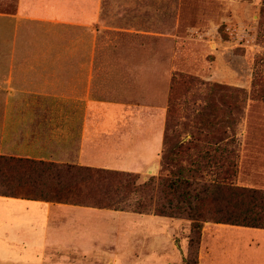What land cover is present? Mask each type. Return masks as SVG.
Segmentation results:
<instances>
[{
	"label": "rangeland",
	"instance_id": "374dc122",
	"mask_svg": "<svg viewBox=\"0 0 264 264\" xmlns=\"http://www.w3.org/2000/svg\"><path fill=\"white\" fill-rule=\"evenodd\" d=\"M43 1L25 3L30 9L40 6L43 15H52L53 8ZM67 1L70 4L64 9L65 19L83 15L93 18L96 14L91 0ZM100 2L103 9L97 15L103 16L110 28L98 22L82 29L84 36H93L97 30L98 66L149 68L159 77L148 76L147 80L159 79L164 88L160 114L163 146L158 169L126 173L137 176L138 183L151 177L162 179L166 170L161 168V155L188 151L180 157L181 165L198 166L205 179H213L214 173L222 172L229 163L237 185L264 189V92H260L264 91V0ZM73 33L64 31L66 37ZM235 94L239 107L232 111L233 128L207 133L198 126L209 104L224 110L225 96ZM180 145L188 148L181 149ZM152 194L155 198L156 193ZM136 199L137 195L130 194L116 206L130 212ZM122 215L111 221L113 229L105 233L108 245L102 250L27 252L20 250L24 245L15 242L10 244L11 251L4 252V243H0V264H184L186 258L197 264H225L223 251L228 241L224 240L210 259L200 258L196 244L188 246L190 222L184 218L173 221ZM216 227L223 226L204 222L201 235L213 233ZM251 245L247 260L238 245L240 259L236 264H264V238L252 239Z\"/></svg>",
	"mask_w": 264,
	"mask_h": 264
},
{
	"label": "crops",
	"instance_id": "0c3cea01",
	"mask_svg": "<svg viewBox=\"0 0 264 264\" xmlns=\"http://www.w3.org/2000/svg\"><path fill=\"white\" fill-rule=\"evenodd\" d=\"M43 3L53 8L52 15H43L40 6L30 9L25 0H0V154L123 172L157 170L164 88L159 79L146 77L159 74L145 67L98 66L97 30L84 36L82 29L98 22L110 28L97 15L100 0H91L93 18L71 20L64 18L69 1ZM66 30L75 33L66 37ZM122 214L179 221L0 196L1 251H11L15 242L27 252L99 251L108 245L111 221ZM218 225L223 227L200 235L198 255L204 260L224 240L222 262H239L238 245L247 260L251 240L264 238V229Z\"/></svg>",
	"mask_w": 264,
	"mask_h": 264
},
{
	"label": "trees",
	"instance_id": "16d2710c",
	"mask_svg": "<svg viewBox=\"0 0 264 264\" xmlns=\"http://www.w3.org/2000/svg\"><path fill=\"white\" fill-rule=\"evenodd\" d=\"M238 98V94L226 95L224 110L209 104L198 126L207 133L233 128ZM187 152H164L160 163L165 177L143 183L123 171L0 154V196L126 210L116 205L134 194L138 199L131 205L132 212L188 220V246L196 244L197 249L204 222L264 229V189L237 185L229 163L207 180L198 166L181 165L180 157ZM184 264L197 261L186 258Z\"/></svg>",
	"mask_w": 264,
	"mask_h": 264
}]
</instances>
